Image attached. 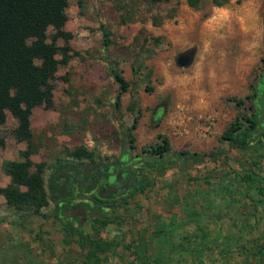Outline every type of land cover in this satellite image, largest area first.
<instances>
[{
	"label": "rangeland",
	"instance_id": "1",
	"mask_svg": "<svg viewBox=\"0 0 264 264\" xmlns=\"http://www.w3.org/2000/svg\"><path fill=\"white\" fill-rule=\"evenodd\" d=\"M65 12L64 29L73 34L69 44L76 54L52 81L54 108L36 107L31 116L30 160L44 163L49 196L57 164L76 176L92 166L69 157L78 147L121 170L154 161L143 149L162 137L169 141V158L178 152L222 153L214 161L188 159L160 171L134 166L136 179L150 183L144 192L133 198L121 194L113 208L94 204L96 186L80 197L75 211L62 208L70 201L60 203L59 218L87 235L95 218L109 216L100 235L121 246L101 255V264H140L134 254L141 241L160 264H264V254L247 259L264 244V0H225L222 6L199 0L196 8L187 0H68ZM180 56L190 60L187 66L178 65ZM113 71L128 83L118 105ZM252 94L256 97L247 100ZM252 115L257 130L244 149L220 140L233 121L245 123ZM135 118L130 144L126 133ZM15 128L8 113L0 138L9 156L20 160V151L13 153L27 143L16 141ZM2 174L0 188L10 183ZM102 194L106 200L115 192L107 188ZM157 229L164 233L154 234ZM85 252L75 242L63 243L53 200L37 216L15 211L0 195V264H86Z\"/></svg>",
	"mask_w": 264,
	"mask_h": 264
},
{
	"label": "trees",
	"instance_id": "2",
	"mask_svg": "<svg viewBox=\"0 0 264 264\" xmlns=\"http://www.w3.org/2000/svg\"><path fill=\"white\" fill-rule=\"evenodd\" d=\"M167 1L147 0L151 4ZM223 1L225 0H212L215 6H222ZM187 3L190 7L196 8L199 0H187ZM67 7L68 0H0V126L6 123L7 113H9L17 121L16 128L13 130L14 138L17 142L27 143L26 149L19 153L20 160H4L2 162L1 171L10 177V183L6 187L0 188V195L4 197L6 205L15 211H30L37 216L49 204V201L53 200L55 220L63 232V243L68 245L75 242L81 249H85L86 264H101V255L111 253L115 247L121 246L120 242L106 240L100 235L101 231L111 223L109 216L102 214L95 218L92 223L93 233L87 235L79 232L70 222L58 216L62 208L72 211L77 208L72 200L65 202V205L59 208V204L64 202L66 191L70 193L77 187L74 191L77 190L78 193L85 194L95 189L93 182L88 183L89 176L70 174L65 171V164L59 163L50 176L49 186L52 193L49 196L44 187V163H33L30 160V156L35 152L31 143L33 110L39 106H43L45 109L54 108L52 81L59 68L66 67L72 56L76 54L69 44L73 34L64 29L67 21L65 12ZM122 22L125 23L126 20H122ZM49 28L53 31L50 35L48 34ZM101 31L104 38L103 47H107L109 45L108 34L103 28ZM58 40L63 41L62 46L57 44ZM110 76L120 89L116 96L118 105L120 94L127 91L128 83L118 72L113 71ZM146 89L151 91L149 87ZM254 97H256L255 94H252L246 99ZM242 103L243 101L237 100V105H242ZM136 125L137 118L133 120L126 133L130 144L134 142L132 131L136 129ZM257 125V115L245 118V123L237 119L223 131L220 140L226 141L232 148L242 150L251 142ZM3 146L4 141L0 138V147ZM170 150L168 139L162 137L160 144L143 149L144 152L155 158L154 161L144 160L127 168L133 169L134 166L139 167L140 164H143L144 169L160 171L166 170L167 165L174 167L179 161L188 159L195 163L203 162L205 159L214 161L222 153L220 150L201 154L178 152L175 158H169ZM68 155L71 159L89 161L92 166H88V168H101V173L95 172L94 180L97 177L107 178L110 175L109 167L100 164L94 152L85 147L73 149L68 152ZM114 165L119 166L117 163ZM64 178L67 181L72 179V185L68 184ZM245 178L250 179L249 176ZM149 185L148 181H138L135 178L126 192L129 193L127 197L133 198L137 192H144ZM104 189L101 187V191ZM116 199L113 197L110 203H105L106 207L115 208ZM121 200L126 201V199ZM96 204L104 203L98 198ZM117 217L115 216L114 219L117 220ZM159 233L163 234L164 230L157 229L154 232V234ZM140 238L142 239V237ZM140 243L135 247V259L140 264H146L145 260L153 264H160L159 260L157 261L149 254L147 246L145 248L142 241ZM123 247L127 250L131 249L129 245H123ZM254 250H251L247 256L249 262L254 257L256 260L261 257L264 253V244L257 246L256 252Z\"/></svg>",
	"mask_w": 264,
	"mask_h": 264
},
{
	"label": "flooded vegetation",
	"instance_id": "3",
	"mask_svg": "<svg viewBox=\"0 0 264 264\" xmlns=\"http://www.w3.org/2000/svg\"><path fill=\"white\" fill-rule=\"evenodd\" d=\"M94 166H96V165H94ZM119 168L120 167L118 165L115 166L113 164L111 167L108 168V170L110 172V175L107 178H104V177H99L98 178L97 177L96 180L93 179V177L95 175V172L101 173V171H102L101 168H88V167L87 168H82L81 173H79L78 176H81V175H84V174L88 175L89 176L88 183L93 182V186L94 187L97 186V189H98L97 197L96 196H91L93 198L94 204L98 203V198H100L102 200V197H103L102 193L107 188H110V189L114 190L115 194L106 196V200L105 199L102 200L104 204L107 203V202L110 203V200L113 197L114 198H119L121 196V194L122 195L127 194L126 193L127 190L132 185V182L135 180L136 177H135V174L132 172L131 168H129V170H126V168L121 170ZM64 180L67 181L66 178H64ZM67 182H68V184L72 185L73 181H72V179H68ZM101 187L105 188V189L103 191H101ZM74 188H75V186H74ZM74 190H72V192H70V193H68L66 191V196H65V198L63 200L64 201L73 200V202H74V201H78L77 198H79V201L77 202V204H76V202H74L77 205V208H76V210H77V209L81 208L80 197L85 196L88 193H92L95 189H93L92 191L87 192L85 194H80V193L77 192V190L76 191H74ZM64 205H65V202H64Z\"/></svg>",
	"mask_w": 264,
	"mask_h": 264
},
{
	"label": "crops",
	"instance_id": "4",
	"mask_svg": "<svg viewBox=\"0 0 264 264\" xmlns=\"http://www.w3.org/2000/svg\"><path fill=\"white\" fill-rule=\"evenodd\" d=\"M7 119H8V113H7ZM13 123L16 127L17 125V121L13 118ZM17 147L19 148H16L17 150H15V152L13 153L14 155L17 154L18 151H24V147L22 146V144H18ZM3 150L5 151V159L4 160H18L17 156L15 155L14 157H10L9 155H12L11 152L8 151V144L7 142L5 143V146L3 147ZM1 163H2V160L0 161V169H1ZM0 173H1V170H0ZM3 178L8 181L7 179V176H5L4 174H2ZM10 180V178H9Z\"/></svg>",
	"mask_w": 264,
	"mask_h": 264
},
{
	"label": "water",
	"instance_id": "5",
	"mask_svg": "<svg viewBox=\"0 0 264 264\" xmlns=\"http://www.w3.org/2000/svg\"><path fill=\"white\" fill-rule=\"evenodd\" d=\"M190 60L188 58H186L185 56H180L177 60V63L179 66L181 67H185L189 64ZM126 153V150H125V147H124V150H123V154Z\"/></svg>",
	"mask_w": 264,
	"mask_h": 264
}]
</instances>
